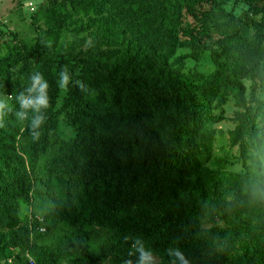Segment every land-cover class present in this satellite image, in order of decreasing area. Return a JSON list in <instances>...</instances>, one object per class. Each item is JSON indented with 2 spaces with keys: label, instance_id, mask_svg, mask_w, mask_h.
<instances>
[{
  "label": "trees",
  "instance_id": "16d2710c",
  "mask_svg": "<svg viewBox=\"0 0 264 264\" xmlns=\"http://www.w3.org/2000/svg\"><path fill=\"white\" fill-rule=\"evenodd\" d=\"M183 1L47 0L32 44L0 61V224L16 226L39 172L79 189L76 202L52 199L47 214L71 227L67 237L45 244V219L32 216L0 234V261L19 245L35 264H140L149 254L157 264H264V9L237 0L248 6L238 17L218 6L194 14L183 45L172 27ZM179 47L194 61L207 52L210 73L181 80L183 57L171 59ZM243 79L263 98L246 102ZM61 81L66 96L54 109ZM228 97L239 109L229 139L249 162L243 175L207 166ZM60 113L75 135L55 144ZM205 216L223 227L202 228ZM93 225L107 230L97 252L87 243Z\"/></svg>",
  "mask_w": 264,
  "mask_h": 264
},
{
  "label": "rangeland",
  "instance_id": "374dc122",
  "mask_svg": "<svg viewBox=\"0 0 264 264\" xmlns=\"http://www.w3.org/2000/svg\"><path fill=\"white\" fill-rule=\"evenodd\" d=\"M189 0H184L183 3L178 7L176 23L173 24V28L176 31L177 41L185 45L189 41V36L194 35L195 29H197L196 21L192 18V15L198 14L202 11L216 10L217 6L224 13H228L233 17H238L244 13L248 6L237 0H216L214 6H212L209 0H195L188 8ZM47 3V0H0V61H4L10 57L16 56L21 48V44L31 45L36 34V29L41 27V22H36V17L39 14V10ZM216 5V6H215ZM256 7L264 9V0H258L254 3ZM176 13V12H174ZM260 14L254 16V21L258 19ZM85 19H82L84 21ZM73 28V26H70ZM88 32H81L77 35L78 38H86L85 42L88 41ZM69 38V35H68ZM128 39H124L123 45L128 47ZM188 49L186 47H179L173 58L183 57L180 67L179 78L183 81L189 80L192 72H198L206 76L212 70V64L208 57L207 52H203L199 55L197 61L187 57ZM171 59L169 61H171ZM175 67V65L173 66ZM253 81L249 79H243L242 84L244 85L243 98L246 102H250L251 99H262L263 94L258 90L251 91ZM66 96L65 84L61 81L58 86V94L55 101L54 109H58L63 99ZM1 105H6L0 95ZM0 105V112H1ZM239 109L234 105L233 99L228 97L225 104L221 107V118L212 123L214 129V138L211 148V158L207 166L211 169L214 168L211 161L221 162L223 169L227 172L234 174L243 175L247 171L248 161H243L239 155L236 146L231 144L229 139V133L234 127V115ZM219 111L214 110V115H217ZM75 135V127L70 125L66 115L60 113L57 118L56 129L51 136V142L55 140V144L60 142L70 141ZM17 143H20L17 141ZM25 148V142L21 141L20 145L17 144L16 152L18 155H23V149ZM52 150L48 151V155ZM43 159V158H42ZM42 162V160H40ZM260 175H264V161L260 159ZM252 172V170H249ZM39 172V171H38ZM31 179V178H30ZM41 180L42 182H33L32 186L35 190L28 192L27 198L22 199L17 207V217L19 219L16 226L8 228L5 224H0V234L6 235L15 229L20 227H29V219L33 216L44 217L46 226L42 229L45 231L46 237L43 241L45 244H54L58 240H62L68 236L71 231V227L65 224H53L50 217L47 214L52 209V199H65L68 198L73 202L78 199L79 189L75 188V185L66 175H54L45 181L42 173H37L34 180ZM79 182V180H77ZM39 219V218H38ZM211 226L222 228L223 224L211 218L205 216L204 222L201 227L206 229ZM48 229V230H47ZM88 236V249L92 252H97V248L101 243H104L105 235L107 230L99 226L89 227ZM14 236V235H13ZM8 236L5 238V240ZM16 238V236H15ZM6 245V244H5ZM4 253L6 259L1 260L0 264H15V260L19 257L22 259H31L33 264L35 262L26 251L18 246H5ZM159 261L158 257L154 254H149L142 257L140 264H157ZM28 264V262H27ZM60 264H66L61 262ZM95 264H108V261H99Z\"/></svg>",
  "mask_w": 264,
  "mask_h": 264
},
{
  "label": "built area",
  "instance_id": "2783aa9c",
  "mask_svg": "<svg viewBox=\"0 0 264 264\" xmlns=\"http://www.w3.org/2000/svg\"><path fill=\"white\" fill-rule=\"evenodd\" d=\"M38 220H40V219H38ZM38 230H39V232H43L42 228H39ZM28 263L31 264V260L30 259L28 260Z\"/></svg>",
  "mask_w": 264,
  "mask_h": 264
}]
</instances>
